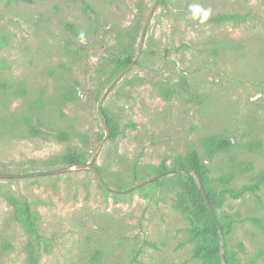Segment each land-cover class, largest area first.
Segmentation results:
<instances>
[{
	"label": "rangeland",
	"instance_id": "1",
	"mask_svg": "<svg viewBox=\"0 0 264 264\" xmlns=\"http://www.w3.org/2000/svg\"><path fill=\"white\" fill-rule=\"evenodd\" d=\"M154 1L0 0V172L66 165L70 146L91 157L105 135L97 99ZM102 110L115 129L94 162L106 185L158 177L127 192L87 169L0 179V264H29L22 201L43 236L38 264H200L172 172H159L190 148L221 197L216 212L232 218L234 263L264 264V0H159ZM214 134L231 146L209 159L202 139ZM225 185H257V196Z\"/></svg>",
	"mask_w": 264,
	"mask_h": 264
},
{
	"label": "trees",
	"instance_id": "2",
	"mask_svg": "<svg viewBox=\"0 0 264 264\" xmlns=\"http://www.w3.org/2000/svg\"><path fill=\"white\" fill-rule=\"evenodd\" d=\"M132 56V53L127 49L121 51L119 56L114 61V64H112L113 72H120L124 67H126ZM69 96V94L65 93L66 98H69ZM102 111L110 133L114 135L115 129L106 112L104 110ZM55 136L60 140L70 139L69 134L64 130L58 131ZM202 146L207 158L211 159L217 152L228 149L231 146V142L226 136L214 134L204 137L202 139ZM81 159L82 154L80 151L72 146L68 147L66 152L61 157V160L65 164L73 163ZM48 163L54 164L56 161L53 159L49 160ZM175 166L177 171L167 169L164 165H162L159 172H161V174L172 172V176L168 178V181L175 190V206L188 223L190 239L193 241L192 256L197 258L200 261V264H220L219 237L217 228L202 196L200 195V192L195 185L192 175L189 174L187 170L195 171L215 212L219 228L221 229L223 235L226 264H235L234 261L236 260V257L231 254L227 245L228 237L232 231V218L230 215L223 213L218 214L216 212V208L221 204L222 200L219 193H215L206 183V166L198 155L196 149L190 148L185 157V162L178 160ZM95 167L98 169L97 166ZM223 190L233 198L238 197L245 190H250L257 196V185L243 186L239 190H234L233 188L225 185ZM17 211L24 229L30 236V240L27 244L28 263L38 264V250L43 242V236L38 231V227L35 222L36 215L26 201H22V203L17 206Z\"/></svg>",
	"mask_w": 264,
	"mask_h": 264
},
{
	"label": "water",
	"instance_id": "3",
	"mask_svg": "<svg viewBox=\"0 0 264 264\" xmlns=\"http://www.w3.org/2000/svg\"><path fill=\"white\" fill-rule=\"evenodd\" d=\"M159 0H155L154 3L152 4L150 10L148 11L147 15H146V18L144 20V23H143V27H142V30H141V34H140V37H139V41H138V45H137V48H136V51L134 53V55L132 56L130 62L126 65V67H124L115 77L114 79L111 81V83L105 88L104 92L98 97L97 99V104H96V110H97V115H98V118H99V121L102 125V127L104 128V132H105V135L96 143L93 151H92V154H91V157L87 160V161H81V160H78V161H75L73 163H69V164H66V165H62V166H58V167H53V168H48V169H39V170H32V171H23V172H5V171H1L0 172V179H10V178H13V179H17V178H22V177H33V176H41V175H52V174H57V173H65V172H68L72 169H76V170H82V169H87V170H90L94 176L97 178V180L99 181V183L111 190V191H116V192H127L133 188H136V187H139L143 184H146L154 179H156L158 177V175H155L149 179H146V180H143V181H140L139 183L129 187V188H126V189H123V190H114V189H111L109 188L103 177L101 176L100 172L98 171V169L95 167V159H96V156H97V153H98V149L99 147L101 146V144L105 141V139L107 137L110 136V130H109V127L107 125V122L105 120V117H104V114H103V111H102V101L103 99L105 98V96L107 95V93L109 92V90L115 85V83L125 74L128 72V70L131 68V66L135 63V60L137 58V56L139 55L140 51H141V48H142V44H143V41H144V36H145V31H146V27L148 25V22H149V19L155 9V7L157 6ZM187 172L189 174L192 175L193 179H194V182H195V185L198 189V191L200 192V195L202 196L206 206H207V209L214 221V224L217 228V233H218V237H219V256H220V264H226V261H225V251H224V240H223V235H222V232H221V229L219 228V224H218V221H217V218H216V215H215V212L212 208V205L201 185V182L198 178V176L196 175L195 171L193 170H187Z\"/></svg>",
	"mask_w": 264,
	"mask_h": 264
},
{
	"label": "clouds",
	"instance_id": "4",
	"mask_svg": "<svg viewBox=\"0 0 264 264\" xmlns=\"http://www.w3.org/2000/svg\"><path fill=\"white\" fill-rule=\"evenodd\" d=\"M211 10L204 11V18L207 19V17L210 15Z\"/></svg>",
	"mask_w": 264,
	"mask_h": 264
}]
</instances>
